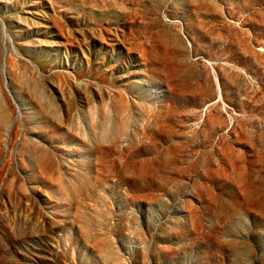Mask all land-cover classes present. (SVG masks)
<instances>
[{
	"label": "rangeland",
	"instance_id": "rangeland-1",
	"mask_svg": "<svg viewBox=\"0 0 264 264\" xmlns=\"http://www.w3.org/2000/svg\"><path fill=\"white\" fill-rule=\"evenodd\" d=\"M0 264H264V0H0Z\"/></svg>",
	"mask_w": 264,
	"mask_h": 264
}]
</instances>
